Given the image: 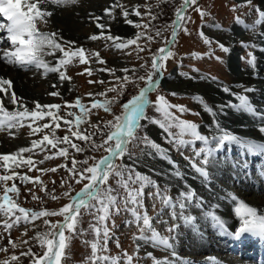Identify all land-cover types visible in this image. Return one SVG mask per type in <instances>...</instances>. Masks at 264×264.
I'll return each mask as SVG.
<instances>
[{
	"label": "snow or ice",
	"instance_id": "6c2138e0",
	"mask_svg": "<svg viewBox=\"0 0 264 264\" xmlns=\"http://www.w3.org/2000/svg\"><path fill=\"white\" fill-rule=\"evenodd\" d=\"M78 0H0V17L5 19V23H0V33H5L6 36L0 37V44H7L10 47L0 48V60L6 64H15L17 66L27 68L28 66H34L37 69H42V76H46L48 73H57L58 78L63 81L64 79H71L65 75V71L61 68L68 66L73 62V58H78L80 64H88L89 58H86V52L83 47H77L73 50L72 45L74 41H63L59 32H44L40 31L38 25L40 23H47V18L53 13L47 10V5L59 4H75ZM197 5V0H183V2L174 8V19L171 21V25H165L154 28L150 23H133L128 19L129 12L123 8L122 5L116 4L113 7H121V13L125 18V23L132 24L137 29H143L136 33L135 39H127L126 41L120 40L118 37L108 35L107 40L114 42L116 49H124L128 45H136V49L139 52L150 51L151 63L150 68L147 70L146 75H137L135 69H129L127 67L121 68L119 71L124 75L117 76V69L115 68H99L93 70L90 67H85L83 71L89 76L94 71L108 72V74L119 81L118 85H112L105 89V92H115L117 95H122L123 90L129 83H135L136 81H143L142 87L138 88L137 94H133L127 99L125 103L120 105V112H111L110 104L105 102L103 104L98 103L95 99L92 101V108H103L106 112H109L111 119L104 120L103 124L89 123L88 127L93 131L84 132L79 130V126L84 122V116L87 115L85 104L81 102L79 98L74 101V106L80 110V115L74 112L68 111L63 117L64 124L68 126V132L71 137H75L80 141H87V147L90 151H97L103 149L105 155L99 159L93 156H86L83 160L77 161L72 159L71 167H67L66 171L68 175L60 180V187L65 190L62 192V196L68 199L69 203L61 206L58 210H43L31 211L23 207H19L14 203L7 194L0 197L4 203L0 204V214L5 217L13 213L15 210L22 215H17L15 220L9 222L4 221V231H8L12 228L13 224L20 221L22 218L27 220L29 213L31 212V219L36 220L39 217H62V221L51 223L49 219L45 218L43 224L48 226L43 231H37L36 234L27 239L21 240L19 243L14 241L9 236L8 245L0 246V252L6 254L4 259H0V264H22L21 257H26L30 264H61V258L65 253V249L68 246V242L74 238L73 233L77 236H83L86 232L84 229L77 227L82 223L84 215H91L96 221L95 224L89 223V229H91L95 235L96 240L91 244L92 248V264H138L142 259L139 253V245L136 247L132 254H128L126 251L122 252L118 256L98 255L97 253H106L107 243L110 239L111 229L108 227L106 221L112 220L114 215H119L123 207V210L127 211L131 218L126 220V226L135 224L138 235L134 234L133 241H142L145 244H151L153 247L163 246L165 250H172V255L175 256L174 246L170 243V240H175L176 236H163L152 225V217L148 215L147 209L144 204V188L152 187L154 192H149V198L158 199L162 205L168 206L171 209V218L173 221L177 219L176 208L180 209L179 219L184 220L187 224L188 221L194 220L192 216H185L184 212L186 208L195 206L202 208L204 200L201 197H197L194 189L187 183L184 184V189L178 193V196L173 198L168 195L169 187L165 185L163 189L151 179L148 175L142 174L137 171L134 165L143 160L145 155L155 159L166 161L172 166V175L183 180V173L180 171L179 166L174 162L167 149L163 148L160 144L151 140L147 133H143L144 125L140 123L141 119H147L151 123H157L158 126L167 134L166 142L173 145V147L179 148L185 145H195L196 142L201 143V147L192 148L193 155L191 157H184L188 160L191 168L197 173L206 184H210V174L208 171V165L210 158L214 157V154L220 151L227 143L229 145L236 144L241 148L247 149L248 154L261 153L264 154V144H257L253 140L241 137L240 135L233 134L230 130H226L216 119L217 111H214L212 107L204 103L200 96H195L194 99L203 104L204 111L208 112L213 118L212 125L207 126L210 135L201 134L198 130L199 126L191 121L180 119L176 116L171 109H176L180 113L188 111L185 106L170 103L165 95L160 94L158 90L159 79L162 77L163 72L166 70V61L174 56L173 51L170 50L169 44L176 41L177 29L182 28L184 22L190 17L186 15V10L189 7ZM238 7H247L249 12L247 15H251L254 11L256 19L252 24V32L256 33V28L261 23H264V6L255 3L254 0H243V3L239 6L234 5L232 11H236ZM199 12L201 18L206 13L200 9L199 6L194 8ZM111 9L106 8L105 13L111 14ZM133 13L143 19L147 16L150 21H155L158 17L152 14L150 11L140 13L135 7ZM98 29H103L104 24L100 23L101 17H93ZM237 23H242L239 17L236 18ZM168 27H171V41L166 42L164 46L158 48L155 51H151L148 48V44L141 47L138 43L140 38H146L148 43H151L155 37H160L162 31H166ZM187 32V29H184ZM103 35V32L100 33ZM261 39H264V33H259ZM200 36L204 39V43L211 48V41L204 37V33L200 32ZM92 40H96L97 36L92 35ZM120 40V42H116ZM67 46V50L65 48ZM247 51L246 63L254 70L256 69L257 57L254 55V51L258 49L264 52V46H259L255 42L242 43ZM219 49L227 54L230 52V48L223 43H218ZM59 52L61 55L56 58L55 53ZM214 51L210 50L209 55H213ZM46 56H52L55 59V64L45 60ZM137 59H143L139 55ZM220 62H223L221 57H216ZM244 59V57H241ZM95 61L104 65L106 62L100 58L99 53H95ZM140 68H146L145 63L140 64ZM131 71V75L128 73ZM196 71V69H193ZM79 74V73H78ZM186 75V74H183ZM215 80V77H212ZM91 83H104L103 80L88 81ZM11 80L0 77V92L11 93L10 100L13 104L19 102V107L23 110L8 112L2 103H0V130L5 125L11 128L16 126L21 120L30 117L33 122L43 119L45 116L50 118V122L55 124V127H59L56 123L61 117L57 112H53L52 109H60V104H45L41 105L38 102H33L35 107L31 110L26 108L22 101L16 97L14 92H11ZM56 87L55 84L52 85ZM242 88L241 92H233L230 87L222 86V91L234 98L238 103L228 101L226 104H218L216 108L220 114L224 113L225 108H232L234 110H244L253 115H257L259 119L264 122V113H257L255 107L251 104L250 98L246 93L255 91V88L251 86L237 85ZM156 91L155 101L150 99V93ZM52 96L60 95L58 92L53 91L50 93ZM88 95H93L89 93ZM97 95L103 96L104 92ZM170 95H177L176 93H170ZM2 99V98H0ZM116 101V97H112V102ZM145 105L154 106V110L161 114L162 119L157 120L155 118L148 117L146 115ZM48 109V111H44ZM198 114V113H193ZM67 117H74V119H68ZM75 124L76 130H73L72 126ZM31 128L30 135L42 133L44 129L49 128L48 123L37 124ZM173 129H179V132H174ZM259 133L264 134V126L258 128ZM51 136L48 133H43L41 138L33 139L31 141L32 147H21L18 152L11 155L0 154V161H4V167L6 174L0 175V181L7 182L13 177H17L21 182H28L32 178L28 175H18L14 171L11 174L7 173V169L10 167L9 161L16 162V167L27 166L29 171L32 167H35L32 156L29 155L26 159L21 156L22 153H31L33 147H40V151L43 152L47 146H51L52 149H56L53 155L68 158V147H57L58 144L64 143L75 150V152L83 153L85 147H81L77 143H73L68 134L62 138L56 136L54 129H50ZM143 133V134H142ZM99 136V143L93 139L94 136ZM184 137H189L185 139ZM155 153V156H153ZM127 156L129 160L133 161V165H127L123 162V157ZM17 157H20L17 160ZM48 159L46 155L44 157ZM119 159V163L116 160ZM92 163H89V161ZM199 161V163H197ZM43 163V161H40ZM44 172H55L56 168L43 169ZM40 183V191L45 192L46 196H51V199L58 200L60 197L52 195L55 192V188L46 190L45 185L39 181V177L35 178ZM112 179L118 188H123L126 196L119 197V194L112 187L108 181ZM81 184L82 187L79 191L72 195V183ZM132 185H138V187H132ZM5 193L12 192L18 194V189L13 185L10 188L4 189ZM119 197V198H118ZM230 198L235 202L234 216L238 219V226L234 228V231H229L225 226L224 219L214 213H207L211 217V221L215 226H218L225 232L226 235L233 239H240L245 233H250L254 236H258L264 239V214L258 215L257 209L249 206L245 201L238 198L237 195L227 192L225 196H221L220 199ZM32 199H40L36 194L32 193ZM193 201L195 203L193 204ZM43 204V200H41ZM7 205V207H5ZM155 207V205H153ZM213 207H219V205H213ZM167 225V221H163ZM116 227L115 221L112 220V228ZM178 228L176 223L167 227L169 233H175ZM66 232L68 235H66ZM102 233V237H101ZM26 234V233H25ZM0 239H3L0 236ZM34 241L38 248H35L31 243ZM102 241V243H101ZM21 245H28L25 251L16 253V249ZM117 247H120L117 240ZM11 249V251H10ZM146 257L151 259L152 264H173L172 261L167 259L156 258L152 252H147Z\"/></svg>",
	"mask_w": 264,
	"mask_h": 264
},
{
	"label": "rangeland",
	"instance_id": "374dc122",
	"mask_svg": "<svg viewBox=\"0 0 264 264\" xmlns=\"http://www.w3.org/2000/svg\"><path fill=\"white\" fill-rule=\"evenodd\" d=\"M182 2L183 0H78L75 4H48L49 11L53 14L47 18V23H40L38 28H41V31L48 30L49 32H59L63 41H74L75 43L72 45L73 50L77 47H83L86 52V58H89V63L80 64L78 58H73L71 64L61 68L62 71H65V75L71 78L64 79L63 81L58 78L57 73H48L46 76H42V69H33L32 72L36 75L38 74V76L33 80L31 84L32 86H29L31 91L29 92L24 87L19 89L20 94L16 91H11L15 93L16 97L19 98V101H22L24 106L29 110L35 107V104L33 103L34 101L41 105L52 103L60 104V109H52V111L57 112L61 119L56 121V123L59 124V127H55V124L50 122V118L47 116L35 122L28 117L11 128L5 125L4 128L0 130V154L11 155L18 152L21 147H32L31 141L33 139L41 138L43 133H48L51 136L50 129H54L56 136L60 138L68 134L72 142L77 143L81 147H85V151L83 153L75 152V150L68 145L60 143L57 145L58 148L68 147V158L65 159V157L53 155V153L56 152V149H52L50 145L47 146L43 152L40 151L39 146L33 147L31 153L21 154L25 159L29 155L32 156L35 167H32L31 171H29L27 166L22 165L16 167V162L13 161L8 162L10 167L7 169L8 174H11L14 171L18 175L26 174L32 179L28 182H21L17 177H13V179L7 182L0 181V197L7 194L19 207L31 211H40L41 209L58 210L61 206L69 203L68 199L61 195L65 189L60 187V180L68 175L64 165L71 167L73 158L77 161L83 160L86 156H93L99 159L105 155V153L103 149L95 152L90 151L87 147V141H80L75 137H71V134L68 132V126L64 124L63 117H65L68 111L80 115V110L74 106V101L79 98L81 102L85 104V109L88 113L84 116V122L79 126V130L84 132L93 131V129L88 127L89 123H100L102 125L104 120L112 118L109 112H106L103 108L91 107L94 99L101 104L105 102L109 103L110 111L119 113L121 110L120 105L125 103L131 95L137 94L138 88L142 87L144 84L143 81L129 83L123 90V94L117 95L115 92H105L106 88L114 84H119V81H116L114 77L108 74V72L94 71L93 74L89 76L83 71V69L85 67H90L93 70L104 67L115 68L117 69L116 75L122 77L124 73L119 70L124 67H127L130 70L135 69L137 75H146L147 70L150 68V51L146 50L138 53L135 44L128 45L124 49H116L114 42L106 39L108 35H112L120 38V40L126 41L129 38L135 39L136 33L138 31H143L142 28L137 29L132 24L125 23V18L121 13V7L113 6L116 4L122 5L123 8L129 12L128 19L133 21V23H150L156 28L171 25V21L175 18L174 8L179 6ZM254 2L262 4L261 0H254ZM242 3L243 0H197V5L189 7L186 10V15L190 17V19L184 22L182 28L177 29L176 41L169 44L170 50L173 51L174 56L166 61V70L159 79V93L165 95L170 103L185 106L186 109H188L185 113H180L176 109H171V111L180 119L196 123L199 126L198 130L204 135H210L208 127H205V122L207 121L206 119L208 116V118L212 117L208 112L204 111L203 104L195 100L194 97L200 96L204 103L211 107L210 103L212 100H210V96L206 93L205 89L211 90L215 86L222 88V86H228L234 81V74L229 66L231 59L230 52L234 51L236 54L234 60L236 67L240 70L247 69L249 66L246 63L247 51L250 49H245L242 46V43L255 42L259 39L258 37H260L258 36V32H264V26L262 24L257 26L255 34L251 30L253 21L257 18L254 11L251 15H247L249 12L247 7H238L236 11H232L234 5L239 6ZM196 6H199L200 9L206 13L203 18H201L199 12L194 10ZM134 7L142 14L150 11L152 14L157 15L158 18L155 21H150L147 16H144L142 19L133 13L132 10ZM153 7L155 8L152 9ZM106 8L112 10L110 15L105 13ZM70 11L74 14L75 18V20L70 22L77 24L78 27L74 29V33L68 32L63 34L56 26L57 24L61 25L64 21L72 20ZM96 16H103V19L101 17L100 20V23L105 25L103 29H98L96 27V22L93 19V17ZM237 17H239L242 23L235 22ZM114 28L116 30H114ZM117 28H120L121 31H117ZM185 28L187 29V32H185ZM63 29L69 31L66 27H63ZM101 32H103V35H100ZM200 32H203L204 37L211 41V48L204 43V39L200 36ZM152 34L154 39L151 43H148L146 38L142 37L138 40L139 45L144 47L145 44H148V48L151 51H155L164 46L166 42L171 41V27H168L166 31H162L160 37H155L154 32ZM92 35H96L97 39H90ZM0 37L2 36L0 35ZM227 38H232L233 41H228ZM120 40L116 42H120ZM218 43H223L225 46H228L230 52L227 54L223 53L219 49ZM0 48H3L2 45H0ZM65 48L67 50V46H65ZM210 50L214 51V54L211 56L209 55ZM95 53H99L100 58L106 62L104 65H100L95 61ZM60 55L59 52L55 53L56 58H59ZM138 55L143 59H137ZM216 57H221L223 62L218 61ZM241 57H244V59H241ZM45 60L50 61L52 64H55L56 62L52 56H46ZM141 63H145L146 68H140ZM193 69H196V71H193ZM29 72L31 71L28 70L22 73L28 74ZM128 74L131 75V71ZM212 77H215L216 79L213 80ZM89 80H103L104 83L89 84ZM11 82L14 84L12 79ZM53 84L56 85L55 88L52 87ZM53 91L58 92L60 95H50ZM102 92H104L105 95H97ZM89 93H92L93 95L90 96L88 95ZM170 93H176L177 95H170ZM10 95L11 93L7 92H2V95H0V98H2L0 99V103L3 104L4 108L8 112L23 110L19 107V102L17 104L11 102ZM156 95V91L151 92L150 99L155 101ZM112 97H116L115 102H112ZM145 109L148 117L157 120L162 119L161 114L154 110V106L145 105ZM44 111H48V109H44ZM67 118L74 119V117ZM44 123L49 124L48 129H44L42 133L30 135V124L32 127H35L37 124ZM140 123L144 125L143 133H147L151 140L168 150L171 159L177 163L183 174L186 169H189L191 173L194 171L188 160L184 157H191L193 155L192 148L201 147L200 142H196L195 145H185L176 148L166 142L167 134L163 132L157 123H151L144 118L141 119ZM72 128L73 130H76L75 124H73ZM173 131L178 133L179 129H173ZM184 138L189 139V137ZM93 139L99 143L98 135L94 136ZM46 155L49 157L48 159L44 158ZM153 156H155V153H153ZM260 157L263 158V154H260ZM226 158L222 157V161L217 163V160H214V157L210 158V163L207 166L208 171L214 172L210 175V181L217 184V186L211 188V190L219 192L220 187H229L231 193H237L239 192L237 185H245L243 182L248 178L247 173L243 175L240 171L241 169L238 172L230 165H223L226 160L238 162L237 156L231 155L226 156ZM19 159L20 157H17V160ZM122 159L125 164L133 165V161L129 160L127 156ZM40 161H43V163H40ZM116 162L119 163V159H117ZM89 163H92V161L90 160ZM197 163H199V161H197ZM4 164V161H0V175L6 174ZM134 167L137 171L148 175L151 179L156 181L161 189L167 185L169 187L168 195H170L173 200H175L178 193L182 190V187L179 186V183H177L175 179H170L169 171H173L172 166L159 157L153 159L145 155L143 160L136 163ZM49 168H56V171H42L43 169ZM231 175H235L237 178H231ZM36 177H39V181L45 185L46 190L50 191L55 188V192L52 193V195H57L60 198L58 200H53L51 199V196H46L45 192L40 191V183L36 181ZM255 177L256 176L254 175L253 178ZM71 183V194L74 195L75 192L80 190L82 185L75 182ZM108 183L116 190L119 197L126 196L123 188H118L114 180L110 179ZM204 183L205 182H203V184ZM13 185L18 189V194L12 192L5 193L4 189L10 188ZM248 185L249 187L254 186L250 183H248ZM256 186L259 187L258 184ZM132 187H138V185H132ZM202 188L203 190H206L204 186H202ZM154 191L155 189L150 186L144 188V204L148 215L152 217L151 223L163 236H176V239L174 241L170 240V243L173 244L174 248L177 247L178 250L182 251L181 254H184V256H181L182 258L190 256L187 255L186 252L200 249L201 245L205 242L204 239H207L209 244L216 247V254L222 250L217 243V240L213 238L209 232L211 227L207 228L206 225L204 226L210 216L206 215V217H203L198 215V208L191 206L186 208L184 215H190L194 217V220L188 221L186 224L184 220L179 219L180 209L177 206L176 212L178 216L177 219L173 221L170 215L171 209L168 206L162 205L161 202L154 197H148V193ZM33 192L40 199L33 200ZM41 200H43V204H41ZM3 203L4 201L0 200V204ZM194 203L195 202L193 201V204ZM153 205H155V207H153ZM5 207H7V205H5ZM121 208L122 210L119 215H114L112 217V220H114L116 224L114 229L112 228V220L106 221L108 227L111 229L110 239L107 243L108 251L106 253L98 252V255L104 254L118 256L124 251L128 254H132L139 245L138 255L142 259L138 264H152L151 259L147 258L145 255L147 252H152L156 258L167 259L172 261L173 264H180L173 259L172 250H165L163 246L153 247L150 243L145 244L139 240L134 242L132 237L134 234H139L138 230L135 224L126 226L125 221L132 218L127 211L123 210L122 206ZM206 211L208 210L206 209ZM17 215L22 214L15 210L7 217L0 214V236L3 237V239H0V246L8 245L9 236L12 240L19 243L21 240H27L33 237L37 231H43L48 227L43 224L45 218L49 219L51 223L62 221V217L60 216L39 217L36 220H32L30 212L27 220L22 218L20 221L13 224L11 229L4 231V221L8 220L11 222L15 220ZM163 221H167V225L163 223ZM90 222L92 224L96 223L91 215H84L82 223L77 227V231L82 228L86 230V232L83 236H77L73 233L74 238L68 242V246L61 259V264H92L91 244L95 242L96 235L91 229H89ZM173 223H176L178 228L175 233H169L166 229ZM66 235H68L67 232ZM117 240L119 241L120 247H117ZM31 243L34 250L39 247L34 241H31ZM27 247L28 245H21L16 249V253L19 255V253L25 251ZM177 253L179 254V252ZM213 254L215 253L213 252ZM5 256L6 254L4 252H0V259H4ZM196 257L198 259H204V256ZM21 260L22 264H30L26 257H21Z\"/></svg>",
	"mask_w": 264,
	"mask_h": 264
},
{
	"label": "bare ground",
	"instance_id": "6f19581e",
	"mask_svg": "<svg viewBox=\"0 0 264 264\" xmlns=\"http://www.w3.org/2000/svg\"><path fill=\"white\" fill-rule=\"evenodd\" d=\"M261 1H262L261 5L264 6V0ZM47 10H49V5H47ZM70 16L72 20L64 21L61 25L57 24L56 26L59 30H61L63 34H66L68 32L74 33V29L78 27L77 24L70 22L75 20L74 14H72V12L70 13ZM101 17L103 19V16ZM5 22H6L5 19L0 20V23H5ZM261 24L264 26V23ZM63 27L68 28L69 31L64 30ZM39 30L41 31L42 29L39 28ZM114 30L116 29L114 28ZM117 31H121V29L117 28ZM44 32H49V31L44 30ZM258 33H264V32L260 31ZM0 35L6 36L5 33H0ZM258 38L259 39L256 40L255 43L259 46H264V39H261V37ZM227 40L233 41L232 38H227ZM0 45H2V47H6V46L10 47V45L7 44H0ZM254 51H255V56L257 57L255 73L250 66H248L247 69H243V70L238 69L234 61L236 54L235 52L233 54L231 53L229 66L234 74V81H232L228 85V87H230L233 92L242 91V88L237 87V85L251 86L255 88V91L246 93V95L250 98V102L255 107L256 112L264 113V52H261L258 49ZM33 69L36 68L34 66H28L27 68H23L15 64H6L2 60H0V77L9 80L12 79L14 81V84L11 85V91H16L18 94H20L19 89L23 87L26 88L29 92L31 91L29 86L32 84L33 80L36 79V76H38V74L36 75L34 72H32ZM28 70H30L31 72H29L28 74L22 73ZM221 89L222 88L218 86L213 87V89L211 90L205 89L206 93L210 96V100H212L210 103L211 107L213 108L214 111H217L216 119L220 122L221 126L226 130H230L233 134H237L240 135L241 137L247 138L249 140H253L257 144H264V134H261L258 131V128L260 126H264V122H262L257 115H253L244 110L242 111L234 110L232 108H225L223 114L219 113V110L216 108V105L226 104L228 101H232L233 103H238L237 101L234 100L232 96L225 94ZM0 95H2V92H0ZM208 117L206 119L207 121L205 122V127L212 125L213 118H208ZM247 120L249 121V124H252L251 127H249ZM227 147L230 148L231 155L235 154L239 159L238 162L237 161L231 162L229 160L228 161L226 160L224 161L223 165H230L238 172L241 169L240 171L242 172V174H246L248 170L252 171L254 174H257L255 175L257 176L255 178H253L252 176L246 178L245 182H243L245 184L244 186L238 184L237 187L239 189V192L233 194L237 195L239 199L245 201L249 206L256 208L258 215L264 214V175L260 173V169H264V165H262L261 168H258L257 166V164L259 163L258 157L261 153L257 152V153L248 154L247 149L241 148L239 145L236 144L229 145L226 143L223 146V148L215 154L217 156H222L226 158ZM243 159L248 160L250 164H247V162H245ZM217 162L219 161H216V163ZM236 167H240V168H236ZM170 171H169L170 179L171 180L175 179V181L179 183V186L182 187V190H186L184 189V184L187 183L188 185L191 186L192 189L195 190L197 197L203 198L204 204L202 208H198L199 210L198 215L206 217L207 213L209 212L217 214L224 219L226 228L229 231H234V228L237 227L239 223L238 219L234 216L235 202L231 201L230 198H225L223 200L220 199V197L225 196L227 192H231L229 190V187L228 188L220 187V191L216 192L215 190H211V188L217 186L215 182L210 181V184H206V183L203 184L204 181L202 180V178L197 173H194V171L191 173L189 169H186L185 173L183 174V180L173 176L172 172ZM212 173L214 172L212 171L209 172L210 175ZM230 177L234 179L237 178L235 175L234 176L231 175ZM248 183L254 186L249 187ZM257 184L259 185V187L256 186ZM202 186H204L206 190H203ZM213 205H219V207H213ZM206 209L208 211H206ZM200 211H202L203 213ZM205 225L207 226V228L211 227V229L208 230L213 238L218 239L219 237H221L223 239L222 241H219L220 243L219 245L225 248V250H227L228 245L229 244L232 245V243H234L233 246L234 248L238 247L239 243H235L236 239L229 237L218 226H215L211 221V217L208 218V221H206V224H204V226ZM243 235L241 236L240 239L243 238ZM204 240L206 243L204 242L201 245L200 249L186 252L187 255H190L187 258H182L181 256L182 255L184 256V254H181L182 251L178 250L177 247H175L174 251L176 252H175V256L172 255L173 259L176 262H179L180 264H224V263L241 264L239 260H237L236 258H232L231 256H227L226 258H224L221 255L220 259H214L213 252L216 253L215 251L216 247L209 244L207 239ZM177 252H179V254ZM196 256L198 257L204 256V259H198Z\"/></svg>",
	"mask_w": 264,
	"mask_h": 264
},
{
	"label": "trees",
	"instance_id": "16d2710c",
	"mask_svg": "<svg viewBox=\"0 0 264 264\" xmlns=\"http://www.w3.org/2000/svg\"><path fill=\"white\" fill-rule=\"evenodd\" d=\"M166 5V4H165ZM155 7H153L152 9H154Z\"/></svg>",
	"mask_w": 264,
	"mask_h": 264
}]
</instances>
